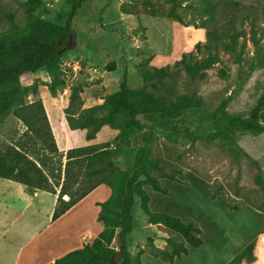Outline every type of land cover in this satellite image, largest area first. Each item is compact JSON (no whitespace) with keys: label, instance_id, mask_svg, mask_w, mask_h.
I'll return each instance as SVG.
<instances>
[{"label":"rangeland","instance_id":"1","mask_svg":"<svg viewBox=\"0 0 264 264\" xmlns=\"http://www.w3.org/2000/svg\"><path fill=\"white\" fill-rule=\"evenodd\" d=\"M40 1V5L32 9L27 5L28 0H0V46L17 49L40 34L62 29L76 0ZM230 1L242 5L243 11L238 16H219L221 32L227 28L230 31L223 36L212 58L207 53L200 57L209 59L210 63L195 78L182 71L166 84L172 94L188 98L193 106L201 104L199 108L190 106L180 115L201 134L215 130L196 121L199 113H211L224 107L231 115L249 118L264 94V15L257 10V0ZM191 2L183 0L179 8L187 22L182 24L152 12L167 9L169 4L165 0H89L73 20V32L64 40L62 55L53 66L22 76L25 105L42 103L47 116L48 111L56 107L64 112L68 123L66 109L75 92L78 99L69 110L76 117L89 108L95 115H118L121 106L116 104L115 98L124 69H127L132 90L152 89V83L142 79L141 69L174 66L185 54L195 52L198 43L208 41L207 18L186 7ZM140 117L149 121L142 113ZM260 123L264 125V110ZM41 128V124H34L30 129L13 110L6 114L0 111V152L22 144L32 159L51 157L50 169L56 174L53 169L58 167L61 153L66 154L68 150L60 148V136L52 126L54 138L51 139L35 132ZM75 130L80 135L75 138L76 145L69 149L122 145L117 169L121 177L126 176L128 166L124 160L132 156L139 142L131 124L122 121L121 129L104 125L90 140L88 129ZM234 138L248 156L233 157L217 139L189 140L169 131L157 135L152 144L151 155L166 160L168 173L181 170L182 182L169 184L166 181L169 196L149 191L151 209L194 219L205 237L203 249L193 252L184 264H264V237L258 241L261 260L256 263L250 254L256 245V234L264 231V220L259 222L254 210H242L248 205L241 207L242 212L228 207L229 200L233 204L251 202L264 207V191L255 180V162L264 175V130L239 131ZM45 171L51 181H55L52 172ZM211 189H219L224 194L213 200ZM46 206L48 211L50 201ZM134 210L140 224L128 237L129 250L136 255L140 250L151 252L168 248L165 240L175 235L162 225L149 224L138 198ZM92 212L82 208L73 212L55 227L45 230L36 243L41 245L43 239H53L56 234H59L56 239L65 233L75 236V231L82 228L81 221L94 229L99 222L93 219ZM47 221L44 209L39 225L45 226ZM112 247L117 248L116 240ZM143 259L145 264H168L149 255Z\"/></svg>","mask_w":264,"mask_h":264},{"label":"trees","instance_id":"2","mask_svg":"<svg viewBox=\"0 0 264 264\" xmlns=\"http://www.w3.org/2000/svg\"><path fill=\"white\" fill-rule=\"evenodd\" d=\"M88 1H75L62 29L40 34L27 45L17 49L0 46V111L6 114L13 110L30 129L34 124H41L42 128L35 132L45 134L50 139L54 137L45 107L42 103L25 105L22 98L21 78L24 74L35 73L53 66L62 55L64 40H68L73 32V20ZM257 1L259 3L257 10L264 15V0ZM165 2L169 4L167 9L162 11L153 9L152 12L186 24L183 14L179 11V8L183 6V0H165ZM40 3V0H28L27 5L35 9ZM186 7L207 18L205 27L208 29V41L204 44L198 43L195 52L185 54L174 66L141 69L142 79L152 83V89L143 87L132 90L128 83L127 69H124L120 90L115 98L116 104L121 106L118 115L112 117L95 115L93 109L89 108L76 117L75 113L69 110L78 99V94L75 92L72 94L70 107L66 109L71 129H88L89 140L95 138L98 130L104 125L121 129L122 121H127L135 128L139 142L138 146L132 150V156L124 160L128 166L125 177H121V171L117 169L118 157L123 149L120 144L115 148L69 149L66 154L61 153L59 165L53 169V171L56 170V174L50 169L51 157L32 159L22 144L0 152V177L24 184L31 191L44 190L56 195L58 189H61L52 216L53 221L66 214L100 185L106 184L112 189L110 198L103 203H98L101 207L98 221L103 224V231L91 244L73 250L51 264H144L141 260L144 253H149L170 264L183 259L190 254V247L199 248L204 244L203 230L194 219H182L169 213L152 211L151 196L146 187H151L164 195H170L169 191L162 186L161 180L182 182L179 179V175H182L181 170L168 173L166 160L163 157L151 155L155 137L169 131L173 135L189 140L217 139L223 142L226 150L233 157L238 158L241 154L247 155V153L238 145L234 134L239 131L262 132L264 130V125L260 123L264 110V94L249 118L231 115L224 107H219L211 113L207 111L199 113L196 121L201 125L212 127L215 130L213 133H197L190 127L188 121L180 116L187 112L190 106L199 108L201 104L193 106L188 98L172 94L166 88V84L182 71L193 78L200 75L210 63L209 59L202 60L200 57L205 53L211 57L213 52L219 49L223 36L230 31L227 28L225 32H221L219 16L223 14L226 17L238 16L239 12L243 11L242 5L230 0H192ZM54 87L52 85V90H55ZM141 113L146 115L149 121H143L140 117ZM121 116L123 119L120 118ZM255 165L257 167L256 183L264 191L263 170L259 163L255 162ZM45 169L52 172L55 181H51ZM223 194L219 189H211L213 200ZM65 196L69 199L66 200ZM137 198L140 200L141 209L149 224L162 225L175 235L174 238L168 237L165 240L168 248L151 252L140 250L136 255L129 250L128 237L140 224L134 210ZM246 205L264 213V207L251 202L240 204H233L230 200L228 202L229 209L233 211H239ZM119 238L123 240V246L119 245ZM115 240L117 248L112 247ZM118 250L123 258L119 263H115L114 256Z\"/></svg>","mask_w":264,"mask_h":264},{"label":"crops","instance_id":"3","mask_svg":"<svg viewBox=\"0 0 264 264\" xmlns=\"http://www.w3.org/2000/svg\"><path fill=\"white\" fill-rule=\"evenodd\" d=\"M48 116L52 128L60 136V148L62 150H69V148L76 145L75 138L80 134L77 130H72L69 127L64 112L55 107L52 109V112L48 111ZM166 181H168L169 184L174 183L167 179L161 180V184L165 189L167 186ZM146 190L148 193L149 191H154L151 187H146ZM60 193L61 190L56 195L44 190L31 191L24 184L0 177V264H51L69 252L82 248L86 244H91L103 231L104 226L99 221V223H96L93 227L94 229L89 228V225H85L83 221H81L82 228L75 231V236H70L68 233L66 235L65 233L63 237L56 239V236L59 235L56 234L53 236V239H51V237H47L46 239H43L41 245L37 244L36 240L45 230L48 231L49 228L55 227L62 220L81 208L86 211H93V219L98 220V216L101 211V207L98 206V203L107 201L112 194V189L106 184L100 185L73 208H71L66 214L58 220L53 221L52 216ZM65 199L68 200V196H65ZM48 201H50V207L47 211L46 202ZM244 208H249L257 212L259 215V222H262V219L264 220L263 212H260L249 205L247 207H243L242 210ZM44 209L46 210L48 221L45 226H41L39 223H41ZM242 210L237 212H242ZM28 212H30L29 217L26 216ZM182 216L185 218L184 215ZM88 235H90V237ZM202 237L204 239V244L201 247H190V254L184 256L182 260H177L173 264H184L190 259L193 252L203 249L206 245V241L204 234ZM262 237H264V231H260L256 234V245H254L253 250L250 252L253 259L257 261L256 263L261 260V248L258 241ZM147 255L154 257L149 253H144L141 256L143 263V258ZM154 258L158 261L164 262L156 257Z\"/></svg>","mask_w":264,"mask_h":264},{"label":"water","instance_id":"4","mask_svg":"<svg viewBox=\"0 0 264 264\" xmlns=\"http://www.w3.org/2000/svg\"><path fill=\"white\" fill-rule=\"evenodd\" d=\"M123 244H124L123 240H122L121 238H119V245H120V246H123ZM122 258H123V255H122V253L118 250V251L116 252L115 256H114V261H115V263H119V262L122 260Z\"/></svg>","mask_w":264,"mask_h":264},{"label":"built area","instance_id":"5","mask_svg":"<svg viewBox=\"0 0 264 264\" xmlns=\"http://www.w3.org/2000/svg\"><path fill=\"white\" fill-rule=\"evenodd\" d=\"M89 237H90V235H89Z\"/></svg>","mask_w":264,"mask_h":264}]
</instances>
